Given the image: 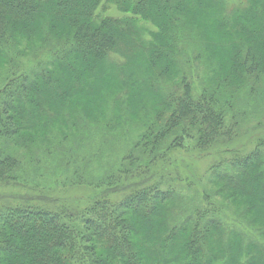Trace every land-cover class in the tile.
Here are the masks:
<instances>
[{
    "label": "trees",
    "instance_id": "trees-1",
    "mask_svg": "<svg viewBox=\"0 0 264 264\" xmlns=\"http://www.w3.org/2000/svg\"><path fill=\"white\" fill-rule=\"evenodd\" d=\"M100 2L0 0V71L5 72L0 84V182L14 180L21 165L17 157L4 152V142L15 137L19 144L29 145L32 135L43 136L39 130L56 121L45 109L47 100H64L58 111L53 108L60 120L68 121L67 114L75 118L78 108L72 111L67 102L91 88L100 64L120 78V94L131 90L147 101L150 94L161 92L166 83L155 86L154 82L172 70L171 53L188 15L232 36L227 44L234 51L225 83L264 75V57L257 52V45L264 44V0H250L248 8L237 11L226 10L220 0H119L126 14L123 19L98 18ZM208 12L212 19L206 18ZM39 18L43 21L37 29ZM140 21L157 27L153 41L143 39ZM122 35L131 42L126 43ZM24 42L40 49L56 42L60 48L30 71H19L15 52L24 53L19 49ZM113 52L130 60L131 55L140 54L142 64L155 68L148 72L145 66L124 74L115 65H107ZM159 58H163L161 67L156 65ZM56 64L59 73L50 69ZM61 72L71 75L69 84L62 82ZM217 84L216 89L194 97L183 76L176 90L181 93L171 90L162 98L163 109L135 147L145 162H139L133 152L126 159L138 167L130 174L121 171L135 178H128L125 186L112 184L122 178L120 172L106 176L104 192L86 207L55 209L51 204L28 202L1 208L0 264H264V244L246 241L240 229L227 228L210 194L204 195L207 207L170 225L168 204L175 198L174 190L164 188V176L151 171L164 166L174 149L190 145L204 153L234 139L228 124L232 104L222 100L224 87L222 82ZM262 147L260 141L247 155L226 152L230 158L211 168L215 182H209L218 185L215 195L246 208L250 224L258 223L264 237Z\"/></svg>",
    "mask_w": 264,
    "mask_h": 264
},
{
    "label": "rangeland",
    "instance_id": "rangeland-1",
    "mask_svg": "<svg viewBox=\"0 0 264 264\" xmlns=\"http://www.w3.org/2000/svg\"><path fill=\"white\" fill-rule=\"evenodd\" d=\"M118 1L101 0L96 11L97 17L125 18L126 14ZM249 1L220 0L228 11L248 8ZM206 14V18H211L209 12ZM187 18V26L180 29L179 43H176V49L171 53L172 70L164 79L157 77L158 80L154 82L155 86L166 83L161 86V92L150 94L147 101L140 95H133L131 90H127V94H120V78L110 74V69L100 64L99 77L91 88L67 100L72 111L78 108L75 118L67 114L68 121L60 120L58 115L54 116L53 108L58 111L65 104L64 100H47L49 104H45V109L56 121L39 130L44 137L32 135L29 145L19 144L15 137L11 142H4V152L17 157L21 165L13 175L14 180L0 182V209L28 202L51 204L55 209L86 207L104 192L106 186L103 181L107 175L118 176L121 171L127 170L130 174L131 170L134 172L137 169L138 163L131 164L126 160L129 154L133 152L139 162H145L135 147L147 129L151 128L149 125L156 113L163 109L160 106L162 98H166L171 90L179 95L181 92L176 90L180 87L182 77L186 76L194 97L201 95L204 90L216 89L217 83L222 82V100H229L232 104L228 112V124L234 129V139L204 153L197 152L190 145L174 149L169 152L164 166L151 167L152 172H158L166 179L163 187L174 190L175 198L168 204L169 224L182 222L197 208L207 207L209 204L204 202V195L210 194V202L222 211L221 218L227 228L240 229L246 241L253 239L264 244L259 229L261 226L258 223L250 224L251 217L245 214L246 208L233 204L226 197L215 195L218 185L209 182L212 180L211 168L221 159L228 160V152L247 155L257 149L260 141L264 143V75L258 78L248 75L244 82L238 78L225 83L234 51L227 44L232 42V36L227 31L219 30L215 24H207L195 16L188 15ZM42 21L39 18L35 22L37 29ZM138 25L144 30L143 39L146 42L153 41V33L158 32L157 27L149 21H140ZM122 38H125L126 43L132 40L125 35ZM35 46L28 47L24 42L19 48L24 53L15 52L19 71H30L39 61L49 59L52 52L60 48L56 42L44 49H40L37 44ZM257 52L264 57V44L257 45ZM131 57L130 60L113 52L108 63L115 64L107 65H115L124 74L136 73L145 66L148 72H153L155 67L142 64L140 54L135 53ZM162 60H157V67L162 66ZM59 68L60 65L56 64L55 68L53 66L50 69L59 73ZM3 73L2 69L0 84ZM61 78L63 83L69 84L71 75L61 72ZM123 78L121 75V80ZM116 100H120L118 104ZM16 122H19V117ZM260 151L264 154V147ZM121 175L122 178L112 184L125 186L128 178H134L133 174L121 172Z\"/></svg>",
    "mask_w": 264,
    "mask_h": 264
}]
</instances>
